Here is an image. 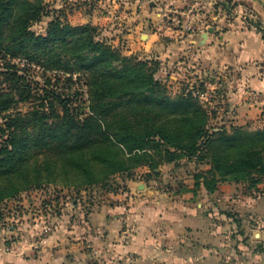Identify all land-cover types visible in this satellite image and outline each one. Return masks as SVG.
Returning <instances> with one entry per match:
<instances>
[{"label": "trees", "instance_id": "16d2710c", "mask_svg": "<svg viewBox=\"0 0 264 264\" xmlns=\"http://www.w3.org/2000/svg\"><path fill=\"white\" fill-rule=\"evenodd\" d=\"M52 11L46 0H0V207L51 183L112 189L119 174L145 165V176L157 177L184 158L210 165L195 175L210 192L222 182L264 183V128L214 126L193 89L169 93L156 76L159 59L124 54L98 26L54 15L35 31ZM29 65L41 82L29 81ZM61 81L86 86L88 103L75 106ZM20 102L30 110L9 112Z\"/></svg>", "mask_w": 264, "mask_h": 264}, {"label": "crops", "instance_id": "0c3cea01", "mask_svg": "<svg viewBox=\"0 0 264 264\" xmlns=\"http://www.w3.org/2000/svg\"><path fill=\"white\" fill-rule=\"evenodd\" d=\"M80 1L72 23L116 28L111 41L126 54L143 50L145 57L193 64L201 73L233 72L242 97L239 122L260 111L264 35L232 23L214 0L195 12L204 30L165 37L156 31L164 9L182 8L184 0H93L89 7L92 0ZM254 91L263 93L260 99L250 96ZM209 168L183 159L161 165L157 177H146L145 165L132 177L119 174L112 189L31 190L21 210L9 216L0 210V264H246L232 262L238 254L231 243L244 234L240 247L248 253L264 246V183L235 199L231 193L241 183L222 182L210 192L196 179L197 171ZM228 209L242 214L236 220ZM46 220L55 229L39 241ZM237 223L248 232L233 233Z\"/></svg>", "mask_w": 264, "mask_h": 264}, {"label": "rangeland", "instance_id": "374dc122", "mask_svg": "<svg viewBox=\"0 0 264 264\" xmlns=\"http://www.w3.org/2000/svg\"><path fill=\"white\" fill-rule=\"evenodd\" d=\"M46 2L49 4L50 9L53 10L51 12L50 17H45L42 22L35 24L33 26V29L37 32H42L47 27L48 23L54 18L55 16H59L63 21L69 22L73 25H82V24H74L72 23L70 19V15L74 13V11L79 9V4H81L84 1L80 0H46ZM69 2V4H68ZM81 2V3H80ZM88 2V1H87ZM85 3V2H84ZM94 6L93 0L88 2V7ZM214 4L217 10H220V12L225 16V18H229V20L232 23H240L242 25H245L247 28H256L259 31H261L264 35V3L261 0H214ZM219 8V9H218ZM227 18V19H228ZM85 24H91L94 26L99 27V31L101 32V35L105 38H107L112 44L111 40L114 38L116 39V36L119 35L117 33L116 28H109L108 26H101L90 23ZM109 25V24H108ZM107 29V30H106ZM145 38L143 37V40ZM115 45V44H114ZM116 46V45H115ZM117 48H123V46H116ZM123 52V50H122ZM124 53V52H123ZM126 54V53H124ZM129 55V54H128ZM135 55L140 57H145L146 53L143 50H139ZM153 58H156L152 56ZM160 64L157 67V78L163 82V84L167 87V90L170 94L175 95L178 92L182 91L186 88L193 89L195 95H198L200 97V100L203 105L206 106L211 112L212 116L210 119V122L214 126H227L228 128L232 125L238 126V127H245L246 129L250 131H254L257 129L264 128V98L261 101L260 111L257 113V115L254 117H251L249 119H243L245 122H239V115L240 110L239 103L242 99L240 94L237 93V82L238 79L235 80V76L230 74L227 71H212V68L207 71L206 73H201L200 71H197L196 66L194 67L193 64H187L182 63H172L168 64L163 59H159ZM3 63V62H2ZM12 63H18L21 68L26 67V63L21 61H12ZM28 68V79L30 82L34 83V81H42L43 75L41 72H39V68L33 65H29ZM204 68H202L203 71ZM52 73H48V75H51ZM203 74V75H202ZM3 78V76H2ZM35 82L34 84H36ZM59 91L60 93L65 92V97H69V94L73 93L75 96L71 98L74 100L75 106H79V104H86L88 103L87 99L89 98V94H87V87L82 85L78 91H72L68 88V83L61 81L59 83ZM80 90V91H79ZM83 92V93H79ZM234 93V94H233ZM263 94V93H260ZM259 93L257 91L251 92L250 96L255 99H260ZM264 97V96H263ZM60 105V103H59ZM30 104L25 102H20L18 104H15L13 108L9 112H22L26 113L30 110ZM61 107V105H60ZM188 159V158H184ZM183 160V159H182ZM191 160V159H190ZM192 160H195L192 158ZM181 161V160H180ZM196 161V160H195ZM197 162V161H196ZM198 163V162H197ZM200 164H207V163H200ZM198 172V171H197ZM118 176V175H117ZM117 182L116 176L112 180V187H114V184ZM231 183V182H230ZM235 183V182H233ZM242 187H238L236 189V192L231 193V196H234L235 199H245V198H239V195H242L245 197L250 196V193H253L256 188H250L247 183H241ZM109 189L104 186L100 185H94L86 189ZM242 188V189H241ZM49 189L53 193H56L55 190H69L73 192H78L80 190H75L72 188H67L63 186L62 184H47V186L31 189V190H43L44 193L47 192ZM24 191L21 194H19L17 197L6 200L0 207V210L2 208L3 212L7 214V216L10 215L11 212H14L16 210H21L24 205L21 204L23 195L29 194V191ZM82 190V189H81ZM28 192V193H27ZM43 193V194H44ZM238 195V198L236 197ZM25 196V195H24ZM20 197V198H19ZM30 198V197H29ZM247 199V198H246ZM19 206H22L21 208ZM221 209V207L219 208ZM227 210V209H226ZM1 213V212H0ZM225 213H231L233 215L234 219H238L242 213L236 212L235 210L228 209ZM10 222V220H8ZM240 224L237 223L233 227V233L240 234L241 232H244L245 230L248 232V229L246 227H243L241 229ZM40 240L43 238L42 234L40 236ZM45 237V236H44ZM240 237H236L235 240L232 241V247L235 254H238V256H234V260L232 262L238 261L239 258H241L242 262L250 263V264H264V246L260 245L256 250L258 253L255 252L251 248V253H248L247 250L244 248H241L240 246H243V238L244 234H241ZM249 238V237H248ZM39 240V241H40ZM245 250V252H244ZM241 254H240V253ZM250 252V251H249Z\"/></svg>", "mask_w": 264, "mask_h": 264}, {"label": "built area", "instance_id": "2783aa9c", "mask_svg": "<svg viewBox=\"0 0 264 264\" xmlns=\"http://www.w3.org/2000/svg\"><path fill=\"white\" fill-rule=\"evenodd\" d=\"M209 0H184V5L180 7H170L164 9L162 22L157 25L156 31L162 37L176 35L179 31L184 33H194L204 30L199 20L195 19V12L205 8ZM55 229V225L46 220L42 229V236H46ZM128 237H125L127 241ZM41 241V240H40Z\"/></svg>", "mask_w": 264, "mask_h": 264}, {"label": "water", "instance_id": "95a60500", "mask_svg": "<svg viewBox=\"0 0 264 264\" xmlns=\"http://www.w3.org/2000/svg\"><path fill=\"white\" fill-rule=\"evenodd\" d=\"M264 3V0H261Z\"/></svg>", "mask_w": 264, "mask_h": 264}]
</instances>
